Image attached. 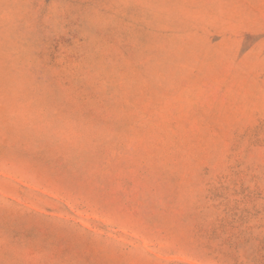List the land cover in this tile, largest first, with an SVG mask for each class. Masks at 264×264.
<instances>
[{
  "label": "rangeland",
  "instance_id": "rangeland-1",
  "mask_svg": "<svg viewBox=\"0 0 264 264\" xmlns=\"http://www.w3.org/2000/svg\"><path fill=\"white\" fill-rule=\"evenodd\" d=\"M0 264H264V0H0Z\"/></svg>",
  "mask_w": 264,
  "mask_h": 264
}]
</instances>
